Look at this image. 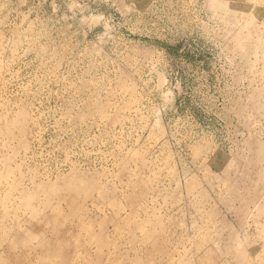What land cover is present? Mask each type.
Segmentation results:
<instances>
[{"label": "rangeland", "instance_id": "374dc122", "mask_svg": "<svg viewBox=\"0 0 264 264\" xmlns=\"http://www.w3.org/2000/svg\"><path fill=\"white\" fill-rule=\"evenodd\" d=\"M0 264H264V0H0Z\"/></svg>", "mask_w": 264, "mask_h": 264}]
</instances>
